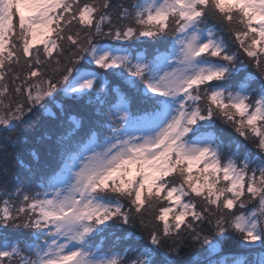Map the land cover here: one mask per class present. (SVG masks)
<instances>
[{"label": "snow or ice", "instance_id": "6c2138e0", "mask_svg": "<svg viewBox=\"0 0 264 264\" xmlns=\"http://www.w3.org/2000/svg\"><path fill=\"white\" fill-rule=\"evenodd\" d=\"M41 110L49 159L0 181V264H176L186 240L264 264L213 259L264 252V0H0L4 176Z\"/></svg>", "mask_w": 264, "mask_h": 264}, {"label": "trees", "instance_id": "16d2710c", "mask_svg": "<svg viewBox=\"0 0 264 264\" xmlns=\"http://www.w3.org/2000/svg\"><path fill=\"white\" fill-rule=\"evenodd\" d=\"M113 4H124L125 6L130 5L133 0H112ZM107 30V28L105 29ZM225 39H228L227 33L224 34ZM101 43L109 42L105 38H100ZM135 48L136 45H133ZM144 47H147L148 51L152 50L149 46H141L139 48L143 49ZM252 72L255 73V69H251ZM252 87H258L257 82L252 83ZM61 95L57 96L55 101H53L51 104H49V110L52 113H56L59 115V107L57 104L59 103V98ZM66 103H70L68 101V98H66ZM32 115V114H31ZM67 115H82V113L76 112V111H70L65 114V119ZM53 121V116L45 113L43 110L41 111H34L33 113V119L32 121L23 124L20 126L18 130L11 133L12 136H19V142L13 146L12 144L7 145V152H6V161L4 163V167L8 169V175L4 176L2 173H0V181L7 180L9 181L8 187H12L17 183L16 177H19L21 180H23L25 177H22L24 174L25 176L30 175L28 172V168L34 167V163H37L36 159L31 155L33 151L37 153V155L40 157V163L41 166L44 162L43 159L47 156V151L44 146L45 142L47 141L48 137H52L53 140L55 139V135L57 132V129H55L51 122ZM67 126V125H66ZM218 127H226L224 125H220L218 123ZM84 128H88V120L85 116L84 121ZM231 131V130H229ZM22 135L25 136V139L22 140ZM233 139H235L238 142L247 144L248 149L251 150L250 154L255 157L258 153V149H256L251 141H244L243 138L239 137L236 133H231ZM227 142V140H226ZM3 142L0 141V146H2ZM227 151V149H226ZM244 150H241L240 157L243 158ZM5 153L0 151V157H4ZM20 162H23V166ZM26 169L24 173H22L21 170ZM254 206L253 204L246 203L244 210H246L248 207ZM240 211H243V209H240ZM207 229V227H205ZM136 235H143L146 237V233L143 229L139 227L137 224L134 229ZM10 238H14L16 236V230L9 229L8 233ZM117 235H125L126 233H120L117 232ZM25 239L27 237H24ZM115 239L114 237H109L108 239H105L104 244L102 245L105 250L110 246L111 240ZM96 243H100V240L98 239ZM171 243V242H169ZM198 248H202L199 245L194 244L190 240H186L182 243V250L181 253L178 256H173V259H175L176 264H197V261L203 260L204 258V251L197 252ZM237 248V249H236ZM238 247L236 245H226L224 247V252L219 255H214L213 259H220L222 255L228 254V253H236ZM119 250V249H118ZM262 254V250H260L258 247L252 250V256L248 255V252L243 255V259H251L257 255Z\"/></svg>", "mask_w": 264, "mask_h": 264}, {"label": "rangeland", "instance_id": "374dc122", "mask_svg": "<svg viewBox=\"0 0 264 264\" xmlns=\"http://www.w3.org/2000/svg\"><path fill=\"white\" fill-rule=\"evenodd\" d=\"M41 47H42V46H41ZM145 48H147V47H145ZM143 51H144V50H143ZM58 100H59V103L57 104V106L60 105V104H63V105H65L66 108L69 107V103H66V101H65V100H66V97L61 96ZM79 116H80V115H78V117H79ZM32 119H33V114L31 115V119H30V121H32ZM232 133H235V132H232ZM44 142H45V144H44L45 148L47 147V145H49L50 143H52V141H50L49 139H47V141H44ZM48 158H49V157H48ZM48 158H47V159H48ZM47 159H46V160H47ZM252 207H254V206L248 207L246 210L243 209V211H249V210H251ZM207 230H208V229H205V228H204V231H205V232H207ZM236 249H237V248H236ZM197 252H201V253H202V252H203V248H198V251H197ZM246 252H248V250L245 249V248H242V247H241V248H238L236 254H239L240 257H242L243 255H245ZM262 254H264V252H262Z\"/></svg>", "mask_w": 264, "mask_h": 264}]
</instances>
